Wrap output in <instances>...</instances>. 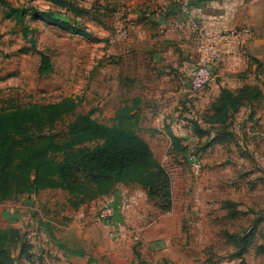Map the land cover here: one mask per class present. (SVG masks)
Returning <instances> with one entry per match:
<instances>
[{"label": "crops", "instance_id": "crops-1", "mask_svg": "<svg viewBox=\"0 0 264 264\" xmlns=\"http://www.w3.org/2000/svg\"><path fill=\"white\" fill-rule=\"evenodd\" d=\"M185 5L190 11L189 16L182 12ZM88 9L92 19L91 29H95L94 19L102 24L101 38H105L104 44L107 45L106 62L109 64L104 74L108 100L111 102L110 94H119L121 107L117 110L124 112L139 137L145 141L166 142V153L151 150L170 174L172 207L168 212H160L149 203L142 189L120 187H116L109 196L77 208L67 206L68 210L55 213V219L48 220L47 229H44L49 239V253L56 258L55 264H137L139 261L145 264H183L190 258L186 255L187 251L200 252L203 249L196 247L202 233L198 231L194 235L193 225L192 228L185 225L189 212L201 217L198 230L204 219L209 217L219 225L223 231L220 234L223 251L233 252V259L264 261V250H260L264 248V225L260 227L264 220L259 219L257 214L264 211V182L255 180L249 187L232 183L233 171L230 168L232 157L237 155L227 157L222 150L223 145L226 147L228 143L227 137L235 139L238 135L242 138V132H245V137L253 136L259 151H264V133L255 130L256 123L264 124V117H260L261 104L258 100L239 105L232 115L227 112L230 114L226 120L217 115L223 89L236 94L244 86L256 87L261 91V99H264V0H96ZM55 11L61 12L57 8ZM98 14L106 16L101 15L99 21ZM193 20L200 23L205 41L235 27L245 26L253 31V36L245 41L248 58H223L212 81L199 93L190 90L186 78L189 68L203 58L202 45L197 44L191 32L190 22ZM127 30L128 35H124ZM232 52H236L235 47ZM228 104L225 106L231 111ZM189 109L194 110L193 117L185 113ZM250 114L253 115L248 120L247 115ZM187 119L189 124L201 128L197 129L198 140L209 138L200 151L207 168L199 182H193L180 164L182 154L185 156L188 150L180 153L173 147L178 139L185 145L181 139L185 135L177 131L188 122ZM238 122L244 123L241 128L246 127L242 132L236 129ZM224 126L227 129L230 126L231 133L227 134V130L224 133L221 129ZM226 157L231 163L229 166L223 165ZM45 191L58 192H41ZM41 192L31 195L28 202L37 201ZM125 197L128 198L126 217L129 229L123 239L112 242L104 237L96 216L106 206L118 210ZM53 202L38 200L35 205L42 209L47 207L46 203L55 205ZM177 205L182 207L179 214ZM32 209L29 205L26 211L33 212ZM7 211L15 216H19L20 212L18 209ZM244 214L254 221L245 233L239 234L243 229L234 231L231 224ZM250 231L253 232L251 241L242 258H234L241 246L239 239ZM27 236L20 233L23 239ZM16 260L29 264L22 258Z\"/></svg>", "mask_w": 264, "mask_h": 264}, {"label": "rangeland", "instance_id": "rangeland-1", "mask_svg": "<svg viewBox=\"0 0 264 264\" xmlns=\"http://www.w3.org/2000/svg\"><path fill=\"white\" fill-rule=\"evenodd\" d=\"M67 2L70 5L77 4L88 9L96 0H67ZM10 8H22L24 10L25 37L21 34V25L16 24L13 20L3 18V11ZM39 12H52V15L58 14L60 17H57L65 21V26L47 23L37 18ZM101 15H104V18L106 16L105 14H98L99 21H101ZM91 21L89 13H82L80 17H73L71 13L65 10L56 12L47 0H0V112L26 107L32 108L44 118H55L52 133L59 137L64 136L68 123L77 116H89L100 125L109 128H126L136 133L135 127L126 119L124 112L117 110L121 107L118 102L119 94L116 92L110 94L111 102L108 100V85L106 74H104V70L109 64L106 62L108 60L107 45L104 44L105 38H101L100 29L102 24H98V21L94 19L95 29L92 30ZM128 33L129 30L124 35H128ZM119 34H121V31H119ZM41 55H46L51 64L50 72L42 76L38 74ZM240 100L243 102L242 105L248 103L243 98ZM258 103L261 104L260 117H264V99H260ZM189 110L185 113L192 114L191 117H193L194 110ZM252 115H247L248 120L251 119ZM179 116L181 117V115ZM255 116H257V111ZM189 122L190 120L183 123L179 128L180 130H176L185 135V137H181L182 143L185 145L181 144V140L178 139L174 141L173 147L175 151L180 153L185 151L183 149L188 150L185 156L184 153L182 157L180 156V164L184 166L182 167L187 171L193 182L195 180L199 182L201 178H204L203 171H205V167L207 168L200 151L202 145L205 142L207 143L209 138L198 140L196 138L197 129L201 130V128L193 126ZM238 124L236 129L239 132L246 129V127L245 129L241 128L244 123L238 122ZM229 127L227 129L224 126L221 129L224 133L227 130L226 132L229 134L231 133ZM231 127V130H233V126ZM255 128L256 131L260 130L264 133V124L256 123ZM187 132L189 135H187ZM215 132L218 131L215 130ZM244 133L242 132V138L238 135H235V139L227 137L228 143L226 147L223 145L222 150L224 154H227V157L231 154L237 155L232 157L233 163L230 170L233 171V180L231 182L249 187L255 180L264 182V177H262L264 176V151H259L260 147L253 136L245 137L246 133L245 135ZM146 142L155 152L157 151L159 154L166 153L165 140H149ZM191 157L200 161L201 169L196 175L192 172L189 164V158ZM227 157L223 165L229 166L231 163ZM159 162L164 165L161 160ZM257 173L263 175L260 176ZM117 187L131 190L139 188L134 184H118ZM178 194H180V191H178ZM27 199H29L28 196H22L16 201L10 200L0 204V230L8 231L12 229L16 233L28 234L36 251L44 249L55 264L56 258L49 253V239L43 229H47L48 220L55 219V213L68 210V194L62 190H58V192H41L35 202H38V200L40 202L54 200L53 203H55V205L46 203L47 207L42 209L41 206L35 205V202L29 203ZM124 199V202H127L128 198L125 197ZM29 205L34 208V210L32 209L33 212L26 211ZM176 208L177 214H179L182 207L177 205ZM11 209H18L20 211L19 216L7 211ZM184 212L185 207H183ZM263 213L264 211L257 213L260 215L259 219L264 220ZM192 215L190 212L187 214L185 225L187 224L191 228V225H193L195 228L194 235L198 231L202 233L201 241L193 243H196V247L199 246L203 249L200 252L187 251L186 255H190V258L183 264H252V262L264 264V261L259 259H253L250 262L245 258L242 260L233 259V252L226 253L223 251L224 244L221 242L223 238L220 236L223 231L220 230L219 225L209 217L204 219L205 221L198 230L200 226L198 220L201 217L197 214ZM253 221L247 214H244V216L236 219L231 226H233L234 231L240 228L243 229V231H239V234H243L249 229ZM263 225L264 222L260 227H263ZM39 230L46 234L47 241L44 239L37 241L35 233ZM8 245H6V250L15 260V264H23V261L16 260L19 247L16 238L13 237Z\"/></svg>", "mask_w": 264, "mask_h": 264}, {"label": "trees", "instance_id": "trees-1", "mask_svg": "<svg viewBox=\"0 0 264 264\" xmlns=\"http://www.w3.org/2000/svg\"><path fill=\"white\" fill-rule=\"evenodd\" d=\"M47 1L73 17L88 14L92 9L70 5L67 0ZM51 13L39 12L37 18L65 26L58 14ZM23 14L22 8H10L3 11V18L21 25V34L25 37ZM50 70L49 58L41 55L38 74L46 75ZM242 98L250 103L260 100L262 94L258 88L249 86L242 87L236 94L221 90V106L217 109L219 118L226 120L230 113H235L243 104ZM226 103H230L231 111L226 108ZM55 121V118H44L29 107L0 112V204L16 201L22 196L30 199L31 195L44 190H62L68 194L67 205L77 208L109 196L118 184H134L145 192L149 203L160 212L171 209L170 174L144 139L130 129L100 125L89 116L75 117L68 123L64 136L59 137L52 133ZM252 231L239 239L241 246L234 258H242ZM13 237L19 244L17 258L36 264L29 240L21 238L20 233L12 229L0 230V264L15 262L6 250ZM137 264L145 263L139 261Z\"/></svg>", "mask_w": 264, "mask_h": 264}, {"label": "built area", "instance_id": "built-area-1", "mask_svg": "<svg viewBox=\"0 0 264 264\" xmlns=\"http://www.w3.org/2000/svg\"><path fill=\"white\" fill-rule=\"evenodd\" d=\"M182 12L185 15H190V11L186 5L182 7ZM199 24L196 20L190 22L191 32L197 40V44L202 45L203 51L202 60L194 63L189 68L186 77L189 88L194 93L202 92L207 88L214 78L216 70L220 68L222 59L226 56L246 60L248 56L245 50V41L253 36L252 29L244 26L222 31L214 35L210 41H205ZM123 33L126 34L125 32ZM234 47L236 52H232ZM189 164L192 172L196 175L201 169L200 161L191 157L189 158ZM127 208L128 203L123 202L118 210L106 206L98 212L96 222L102 227L103 235L109 241L118 242L125 237L129 229L126 217ZM43 232L39 230L35 233L37 241L43 239L47 241L46 234ZM27 238L32 247L31 253L34 256L33 258L36 259V264H54V261L50 259L44 249L36 251L34 243L30 242L29 236Z\"/></svg>", "mask_w": 264, "mask_h": 264}]
</instances>
